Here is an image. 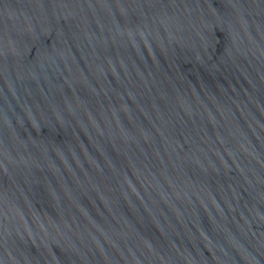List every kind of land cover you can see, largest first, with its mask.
<instances>
[{
  "label": "water",
  "instance_id": "95a60500",
  "mask_svg": "<svg viewBox=\"0 0 264 264\" xmlns=\"http://www.w3.org/2000/svg\"><path fill=\"white\" fill-rule=\"evenodd\" d=\"M0 264H264V0H0Z\"/></svg>",
  "mask_w": 264,
  "mask_h": 264
}]
</instances>
